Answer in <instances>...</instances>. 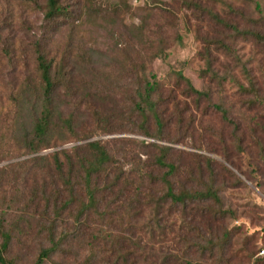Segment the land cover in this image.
Segmentation results:
<instances>
[{
    "label": "rangeland",
    "instance_id": "obj_1",
    "mask_svg": "<svg viewBox=\"0 0 264 264\" xmlns=\"http://www.w3.org/2000/svg\"><path fill=\"white\" fill-rule=\"evenodd\" d=\"M58 3L66 15L50 23L46 0H0V97L14 77L32 70L40 41L47 59L69 76L55 104L73 118V131L64 136L69 142L38 156L69 150L73 159L90 157L88 144L98 142L112 159L110 172L93 181L103 196L99 217L89 215L78 228L72 209L56 225L65 232H47L51 219L43 217L39 196L24 215L28 222L19 216L48 178L30 166L7 170L0 183V211L9 214L4 233L11 237L5 258L36 264L50 235L56 241L66 234L43 264H88L91 245L89 264H264L257 258L264 244V0ZM14 54L27 69L9 63ZM148 81L156 84L151 100L160 131L150 113L142 118L136 108ZM187 82L202 96L189 93ZM161 150L173 175L156 165ZM33 157L6 160L0 169ZM116 177L118 185L104 189ZM163 178L176 194L211 189L219 202L172 205L162 200ZM73 182L78 203L86 201L81 178ZM136 245L145 248L141 257Z\"/></svg>",
    "mask_w": 264,
    "mask_h": 264
},
{
    "label": "trees",
    "instance_id": "obj_2",
    "mask_svg": "<svg viewBox=\"0 0 264 264\" xmlns=\"http://www.w3.org/2000/svg\"><path fill=\"white\" fill-rule=\"evenodd\" d=\"M62 15V7L58 0H46V8L44 12L45 20L52 23L55 19ZM33 68L31 71L26 70L24 74L14 77L11 87L6 94L0 97L5 107L0 108V163L16 157L36 155L32 159L10 166H3L0 169V183L7 177V170L17 166H30L39 172H43L46 179H42L41 190L35 191V196L30 200L28 206L22 211L23 214L19 216L22 221L28 222L24 219L29 216L27 209L30 207H37L34 204L35 199L39 196L40 203L43 205V217H49L50 227L47 232H65L58 231L57 224L63 222V217L72 215L70 212L75 210L73 215V223L75 227L82 225V223L89 215H96L99 217L98 206L102 201L103 196L98 197L100 190L93 186L95 178H101L109 171L110 158L105 147L98 142L89 143L87 149L91 151L90 157L75 156L73 159L71 151L61 150L53 152L50 155L38 156L41 152L53 148H58L69 142V138L64 136L73 131V118L70 115L65 116L64 112L55 104L56 95L61 85L66 84L68 75H64L63 67L60 64H54L53 60H48L43 54L40 41L36 40L33 46ZM21 63L24 65L23 57L14 54L9 63ZM25 69V65L23 66ZM179 78H183L178 74ZM189 93L202 96L200 92L194 89L189 82H187ZM156 84L153 82H146L144 86L138 90L137 96L139 103L136 108L140 110L139 114L142 118H147L146 112L150 113L155 120L157 130L163 128V123L156 113L154 104L151 100L155 92ZM141 103L144 107H141ZM221 115L226 119V112L222 109ZM63 137L59 140V137ZM161 155L156 158V165L160 168H167L165 174L173 175L176 168L172 164L165 162L163 157L166 150L160 151ZM81 178L83 182V189L86 201H77V189L74 186V179ZM118 177L110 180V184L104 189L115 188L118 185ZM164 194L162 200H170L172 205H181L187 201H196L202 199H212L218 203L216 193L208 189L206 193L201 192H180L178 194L173 192L172 185L166 178H163ZM1 186V185H0ZM138 190V189H137ZM20 193H18V196ZM140 192L136 191L135 196H139ZM75 203L79 206L76 210ZM39 205V203H37ZM9 214L5 211H0V232L2 242L0 244V264H13L11 260L5 258V253L9 248L11 237L4 232H9L5 229V222ZM101 217H103L101 215ZM45 218V219H46ZM50 247L42 249L36 264H43L46 259L56 256L63 242L67 240L66 234H60L58 240L55 241L53 235H50ZM226 240L224 237L223 243ZM89 262L95 260V252L93 245H91ZM264 244L259 246L257 251V258L264 261ZM145 252V248L141 245H136V255L141 257ZM118 258L126 259L128 253L122 254L118 252ZM257 262V261H256ZM137 264V263H136Z\"/></svg>",
    "mask_w": 264,
    "mask_h": 264
},
{
    "label": "built area",
    "instance_id": "obj_3",
    "mask_svg": "<svg viewBox=\"0 0 264 264\" xmlns=\"http://www.w3.org/2000/svg\"><path fill=\"white\" fill-rule=\"evenodd\" d=\"M263 252H264V250L261 253H263Z\"/></svg>",
    "mask_w": 264,
    "mask_h": 264
}]
</instances>
